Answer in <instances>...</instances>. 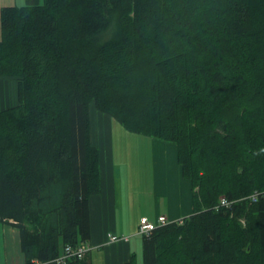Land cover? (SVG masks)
I'll return each mask as SVG.
<instances>
[{
  "label": "trees",
  "instance_id": "1",
  "mask_svg": "<svg viewBox=\"0 0 264 264\" xmlns=\"http://www.w3.org/2000/svg\"><path fill=\"white\" fill-rule=\"evenodd\" d=\"M0 21V77L18 84L0 109V222L25 264L90 238L91 104L176 144L192 182L194 213L143 236V264H264V0H25Z\"/></svg>",
  "mask_w": 264,
  "mask_h": 264
},
{
  "label": "crops",
  "instance_id": "2",
  "mask_svg": "<svg viewBox=\"0 0 264 264\" xmlns=\"http://www.w3.org/2000/svg\"><path fill=\"white\" fill-rule=\"evenodd\" d=\"M24 4L25 0H0V12L5 6H21ZM1 97L2 109L18 103V96L13 98V94L10 92L2 91ZM90 118L91 141L100 150L101 190L99 193L92 195L89 200L90 238L88 242L91 245V250L94 247H104L107 249L105 264L126 263L131 260L133 253L136 254L137 262L140 264L139 256L142 254L143 239L139 240L132 235L137 233L135 229L138 228L142 217L146 216L151 221L153 219L149 213H139L137 208H135V211H132L131 208H124L123 211H119L121 192L118 185L113 118L108 114L98 111L94 106L90 108ZM125 133L121 131L120 135L127 137L128 134L125 135ZM147 137L145 141L150 148L153 187L156 189L155 194L156 196L159 195L158 189L164 183L167 185V194L170 193V198H168L169 205L166 212L161 211L158 214L155 211V215H165L170 222L191 215L194 213V191L192 182L183 175L182 166L178 160L177 145L154 137ZM183 209L185 210L184 213ZM0 225H3V231H5L3 234L4 241H6L5 234L7 230L11 232L18 231L21 249L19 228L9 223L0 222ZM110 234L127 236L128 239L111 241L109 238ZM11 262L7 258V264H11Z\"/></svg>",
  "mask_w": 264,
  "mask_h": 264
},
{
  "label": "rangeland",
  "instance_id": "3",
  "mask_svg": "<svg viewBox=\"0 0 264 264\" xmlns=\"http://www.w3.org/2000/svg\"><path fill=\"white\" fill-rule=\"evenodd\" d=\"M110 36V32H106L103 37ZM1 82H3L1 84ZM2 91H7L13 94V98L17 97L18 84L15 79L0 77V109ZM12 98V97H11ZM12 98V99H13ZM14 101V100H13ZM91 106H94L91 104ZM115 146H116V161H117V175L118 185L121 192V206L120 210L124 208H131V210L149 213L150 217L155 223H158V214L166 212L169 205L170 193L167 194V185L163 184L158 189L159 195L156 196V189L153 187V171L151 164L150 148L145 141L148 137L137 133H132L126 130L122 125L113 119ZM126 132L127 137L120 135V132ZM146 138V139H145ZM63 185L59 184L51 192V199L48 201V206L58 204L61 200ZM198 189V188H197ZM143 197V198H141ZM54 204V205H55ZM158 213L157 215H155ZM183 209V213H184ZM121 214V212H120ZM51 218V215H49ZM140 224V222H139ZM6 230V229H5ZM133 234L134 238L143 239V235L138 232ZM3 225H0V264H7V258L10 259L11 264H25L22 251L20 249V241L18 231L11 232L7 230L5 240H3ZM7 252V253H6ZM107 249L104 247H94L89 252L88 257L92 264H105V256ZM92 256V257H91ZM140 264H143L142 254L139 256Z\"/></svg>",
  "mask_w": 264,
  "mask_h": 264
},
{
  "label": "built area",
  "instance_id": "4",
  "mask_svg": "<svg viewBox=\"0 0 264 264\" xmlns=\"http://www.w3.org/2000/svg\"><path fill=\"white\" fill-rule=\"evenodd\" d=\"M257 193H254L250 196L251 200H257ZM234 201H230L225 197L220 198L217 207H231ZM170 220L165 215H160L158 218V223L151 221L148 217L144 216L140 219L139 230L143 236H149L154 229H156L160 225H164L169 223ZM109 238L111 241H116L119 239L127 240V236H117L114 234H110ZM91 250V245L88 241H83L82 243L77 244H67L64 247V250L60 256L56 258V264H66V261L69 258H82L86 256Z\"/></svg>",
  "mask_w": 264,
  "mask_h": 264
},
{
  "label": "bare ground",
  "instance_id": "5",
  "mask_svg": "<svg viewBox=\"0 0 264 264\" xmlns=\"http://www.w3.org/2000/svg\"><path fill=\"white\" fill-rule=\"evenodd\" d=\"M251 202H253L252 200H251ZM82 243V242H81ZM85 257V256H84ZM83 258V257H82ZM79 259H81V258H79Z\"/></svg>",
  "mask_w": 264,
  "mask_h": 264
}]
</instances>
